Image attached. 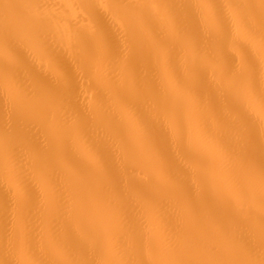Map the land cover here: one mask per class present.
Listing matches in <instances>:
<instances>
[{
	"label": "bare ground",
	"instance_id": "1",
	"mask_svg": "<svg viewBox=\"0 0 264 264\" xmlns=\"http://www.w3.org/2000/svg\"><path fill=\"white\" fill-rule=\"evenodd\" d=\"M262 29L264 0H0V264H264Z\"/></svg>",
	"mask_w": 264,
	"mask_h": 264
},
{
	"label": "snow or ice",
	"instance_id": "2",
	"mask_svg": "<svg viewBox=\"0 0 264 264\" xmlns=\"http://www.w3.org/2000/svg\"><path fill=\"white\" fill-rule=\"evenodd\" d=\"M91 7L99 12L103 6L100 4H93V5H91ZM250 39H254V36L251 37ZM259 40H260L262 47H264V29H262V31L260 33ZM259 103L261 106V110L264 111V93L261 94L260 99H259ZM261 179H262V182H264V169L261 170Z\"/></svg>",
	"mask_w": 264,
	"mask_h": 264
}]
</instances>
